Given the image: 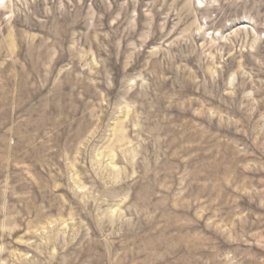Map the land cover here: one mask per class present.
I'll return each instance as SVG.
<instances>
[{
	"label": "rangeland",
	"instance_id": "rangeland-1",
	"mask_svg": "<svg viewBox=\"0 0 264 264\" xmlns=\"http://www.w3.org/2000/svg\"><path fill=\"white\" fill-rule=\"evenodd\" d=\"M0 264H264V0L0 1Z\"/></svg>",
	"mask_w": 264,
	"mask_h": 264
},
{
	"label": "bare ground",
	"instance_id": "bare-ground-1",
	"mask_svg": "<svg viewBox=\"0 0 264 264\" xmlns=\"http://www.w3.org/2000/svg\"><path fill=\"white\" fill-rule=\"evenodd\" d=\"M0 1H5V0H0Z\"/></svg>",
	"mask_w": 264,
	"mask_h": 264
}]
</instances>
